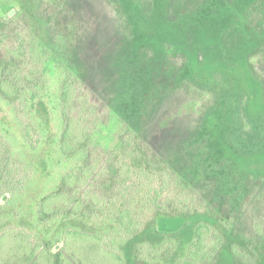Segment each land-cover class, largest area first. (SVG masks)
I'll return each mask as SVG.
<instances>
[{
    "label": "trees",
    "instance_id": "obj_1",
    "mask_svg": "<svg viewBox=\"0 0 264 264\" xmlns=\"http://www.w3.org/2000/svg\"><path fill=\"white\" fill-rule=\"evenodd\" d=\"M9 1L0 0V97L22 109L39 97L47 65L57 62L61 127L56 144L61 158L74 162L39 197L36 218L40 223L111 221L118 237L67 227L55 242L38 241L25 228L5 227L0 264H103L107 259L111 264H264V175L246 178L245 192L231 209L219 205L217 179L198 180L187 164L188 146L213 105L212 96L182 79L188 54L174 48L139 51L149 77L134 125L123 119L118 100L116 62L131 53L134 39L122 0H32L40 28L31 23L30 10ZM213 1L166 0L165 17L174 22ZM142 5L149 10L150 0ZM259 8L254 4L247 14L253 24ZM230 40H224L227 47ZM246 62L264 98V41ZM179 91L187 102L171 104ZM173 109L190 117L183 122ZM116 124L113 139L106 133ZM24 132L33 147L40 143L29 120ZM18 169L0 135L1 193L22 183ZM207 204L229 228L213 224V214L204 211ZM163 219L181 222L166 231L159 228ZM192 224L186 240L181 231ZM88 242L94 244L92 252Z\"/></svg>",
    "mask_w": 264,
    "mask_h": 264
},
{
    "label": "rangeland",
    "instance_id": "obj_2",
    "mask_svg": "<svg viewBox=\"0 0 264 264\" xmlns=\"http://www.w3.org/2000/svg\"><path fill=\"white\" fill-rule=\"evenodd\" d=\"M15 1L30 10L31 23L40 28L31 11L32 0ZM122 2L134 39L131 53L116 62L121 73L120 114L123 119L138 125L139 104L149 77L142 66L139 53L142 48L155 54L171 48L185 51L189 64L182 79L213 98L200 133L188 146L187 164L198 180L215 177L219 205L225 203L229 208H235L245 192L246 178L264 175V98L261 84L246 62L248 54L264 41V0H214L207 7L183 15L174 22L165 17L166 0H150L149 10L143 7L142 0ZM254 4L260 8L259 17L253 24L247 14ZM225 38L231 39L229 47L225 45ZM59 73L58 63L50 61L39 97L28 100L20 110L0 97V135L4 147L9 148L17 161V177L22 181L15 190L0 192V231L5 227L25 228L38 241L55 242L67 227H72L117 238L111 221L80 218L40 223L36 218L39 197L53 188L60 175L74 163L61 158L56 144L61 127L57 104ZM169 100H172L171 104L182 105L187 102V97L185 92L179 91ZM178 115L183 122L190 117L184 111ZM24 120L35 126L41 138L35 147L25 136ZM119 126L122 127L121 122ZM118 133L117 126L106 135L114 139ZM209 206L207 204L204 211L213 214V224L222 230L229 228V223L221 221L215 209L210 210ZM180 222L163 219L159 228L173 231L178 229ZM193 226L182 229L181 234L186 240L191 238ZM62 244L58 243L55 248ZM86 245L87 251L92 252L94 244L88 242ZM103 264H111L110 259Z\"/></svg>",
    "mask_w": 264,
    "mask_h": 264
}]
</instances>
